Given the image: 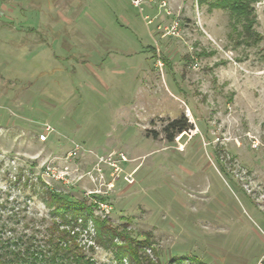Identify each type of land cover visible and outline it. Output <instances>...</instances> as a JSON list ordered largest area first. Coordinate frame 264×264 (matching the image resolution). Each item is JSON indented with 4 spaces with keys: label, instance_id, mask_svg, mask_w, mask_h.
<instances>
[{
    "label": "rangeland",
    "instance_id": "374dc122",
    "mask_svg": "<svg viewBox=\"0 0 264 264\" xmlns=\"http://www.w3.org/2000/svg\"><path fill=\"white\" fill-rule=\"evenodd\" d=\"M200 1L0 0L1 240L56 223L119 264L98 218L133 238L121 264H264V0L251 34Z\"/></svg>",
    "mask_w": 264,
    "mask_h": 264
},
{
    "label": "trees",
    "instance_id": "16d2710c",
    "mask_svg": "<svg viewBox=\"0 0 264 264\" xmlns=\"http://www.w3.org/2000/svg\"><path fill=\"white\" fill-rule=\"evenodd\" d=\"M256 1L213 0L208 6L209 10L213 8L228 10L232 18L230 23L232 29H237V24L241 22L242 32L251 34L252 23L255 19L253 3ZM190 127L191 124L182 115L167 122L163 131L166 134V139L172 141L176 134ZM48 197V205L53 207V212L60 216L62 222L69 223L67 220L80 218L85 224V219L90 213L89 207L84 201L71 199L61 193H54V191H49ZM94 222L97 241L112 246V251L119 264L125 256H129L132 260L137 259V252L131 242L134 241L132 237L126 243H114L112 239L120 236L118 230L107 225L105 219L96 218ZM74 238V235H71L68 230L59 229L58 224L53 223L42 240L27 234L0 239V264H96L91 256L86 255L73 241Z\"/></svg>",
    "mask_w": 264,
    "mask_h": 264
},
{
    "label": "built area",
    "instance_id": "2783aa9c",
    "mask_svg": "<svg viewBox=\"0 0 264 264\" xmlns=\"http://www.w3.org/2000/svg\"><path fill=\"white\" fill-rule=\"evenodd\" d=\"M141 1H143V0H133V3H134V4H139ZM149 1H154V0H149ZM46 130H48V127H46ZM46 136H47V135H46L45 133H40V134H39V138H40V140H42V141L46 139ZM77 149H78V145L76 144V145L74 146V148L69 152V155H73V154H75L76 151H77ZM46 173H47V174H50V173L54 174L53 171L50 170V168H47Z\"/></svg>",
    "mask_w": 264,
    "mask_h": 264
}]
</instances>
